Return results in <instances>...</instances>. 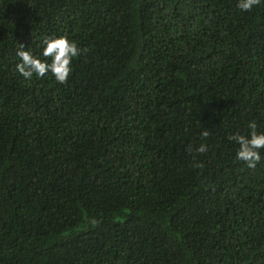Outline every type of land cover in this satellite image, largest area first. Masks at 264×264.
Segmentation results:
<instances>
[{"label":"trees","instance_id":"obj_1","mask_svg":"<svg viewBox=\"0 0 264 264\" xmlns=\"http://www.w3.org/2000/svg\"><path fill=\"white\" fill-rule=\"evenodd\" d=\"M62 35L67 82L16 72ZM250 121L264 3L0 0V264H264V152L229 139Z\"/></svg>","mask_w":264,"mask_h":264},{"label":"clouds","instance_id":"obj_2","mask_svg":"<svg viewBox=\"0 0 264 264\" xmlns=\"http://www.w3.org/2000/svg\"><path fill=\"white\" fill-rule=\"evenodd\" d=\"M261 3H264V0H237V7L241 11H251ZM82 52L83 49L66 35L45 37L41 41L39 54H34L29 47L25 49L24 45L20 44L16 52L19 57L16 72L25 80H30L33 76L44 78L50 75L57 83L64 84L73 71V60ZM247 128V134L234 133L229 139L238 146L236 159L245 162L249 168H255L264 152V131L258 130L255 121H250ZM208 135L206 130L201 132L203 137ZM207 150L204 143L196 149L199 153H205Z\"/></svg>","mask_w":264,"mask_h":264}]
</instances>
